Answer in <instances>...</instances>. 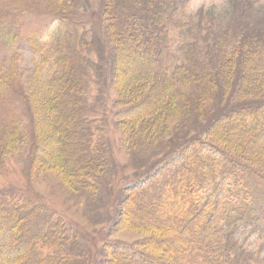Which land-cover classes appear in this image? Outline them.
Instances as JSON below:
<instances>
[{
  "label": "trees",
  "instance_id": "1",
  "mask_svg": "<svg viewBox=\"0 0 264 264\" xmlns=\"http://www.w3.org/2000/svg\"><path fill=\"white\" fill-rule=\"evenodd\" d=\"M182 3L183 0H101V14L117 57L113 67L124 78V86L118 88L117 102L122 107L121 131L135 138L136 132L146 133L151 123L156 124L166 113H177V103L173 105V82L188 86L190 77L198 83L199 98L195 101L189 97L191 103L186 105L191 106L195 101L191 108L202 111L194 114L195 119L205 110L207 114L220 112L219 108H201L206 101L225 98L222 91L217 92L220 83L232 91L230 99L238 103L209 123L215 118L210 117L206 127L198 132L206 140L197 137L181 144L152 174L126 189L123 218L128 224L120 229L141 232L147 237L133 245L106 243V264H251L254 256L245 249L244 243L252 235L264 236V79L261 78L264 23L241 30L244 37L239 44L231 46L229 29L234 23L231 20L238 14L245 18L255 11L252 0H229L228 8L223 11L201 10L195 16L201 25L189 27L184 22L177 25L183 48L178 49L180 63L174 64L178 58L171 47L169 27ZM228 17L232 23L230 28L226 25ZM62 32L55 37V52L61 55L57 64L63 62L62 67L68 73L75 65L65 53ZM190 38L193 43L184 45ZM197 38H200L198 42ZM200 42L203 48L199 47ZM80 44L82 47L83 43ZM226 44L230 45V51L223 49ZM197 49L201 50L198 54ZM200 56L206 60L217 59L219 67H213L212 73L218 80L210 79L202 85L197 82L201 78L196 79L195 72H189V64L197 66ZM124 57L137 58L132 75H129L130 67L123 63ZM207 68L203 67L206 71ZM72 72L70 75L78 74L76 68ZM77 76L65 90L64 95L70 98L56 102L57 98H53L54 107L43 119L48 122L47 126L42 125V130L37 132L34 124L39 141L54 143L52 153L48 154L39 145L32 158L39 161L37 165L57 167L62 181L75 185L90 177V165L102 159L103 154L99 143L93 150L86 145L87 126L91 125L83 115L85 87L81 76ZM254 145L258 146L256 151L251 150ZM142 196L149 201L144 204ZM180 198L183 203L179 207L168 209L173 199ZM260 199L262 206L258 204ZM5 200L0 193V264H65L68 254L64 253L63 239L57 238L61 230H57L54 219L47 221V230L44 228L25 240L23 230L39 218L40 209L28 210L29 205ZM143 206L155 208L151 212L153 222L144 212L138 215L139 221H132L134 213ZM164 210H172L176 215L171 228L164 226ZM22 220L24 224L20 226ZM161 240H183L184 244L165 248L156 244ZM47 248L55 252L46 255L43 249ZM237 253L240 256L233 257Z\"/></svg>",
  "mask_w": 264,
  "mask_h": 264
},
{
  "label": "rangeland",
  "instance_id": "2",
  "mask_svg": "<svg viewBox=\"0 0 264 264\" xmlns=\"http://www.w3.org/2000/svg\"><path fill=\"white\" fill-rule=\"evenodd\" d=\"M252 2L255 11L245 18L239 14L232 20L227 18L229 28L234 21L229 29L232 34L229 39L233 41L231 46L239 44L244 37L241 30L264 23V0ZM228 3L229 0H183L181 10L169 27L171 47L178 58L174 64L180 63L178 49L183 48L177 25L181 22L188 23L189 27L201 25L196 14L201 10L223 11L228 8ZM102 10L101 0H0V193L11 204L24 203L29 205L28 210L40 209L39 218L23 230L25 240L44 228L47 230V221L54 219L57 230H61L57 238L63 239V250L68 254L65 264H106V243L133 245L146 239L147 235L141 232L120 229L128 224L123 218L126 189L137 185L145 175L152 174L181 144L197 137L206 140L205 135L198 132L206 127L210 117L214 115L215 118L209 123L231 111L238 103L230 99L232 91L224 89L219 80L217 92L222 91L225 98L206 101L201 108H219L220 112L207 114L205 110L199 119H195L194 114L202 112L191 108L199 98L196 95L198 83L191 77L188 86L174 81L173 105L177 103V113H166L159 119L160 123H151L146 133L136 132L135 138L124 134L120 129L122 107L117 105L120 99L118 88L124 86V78L113 67L117 57ZM61 31L65 53L74 63L78 70L76 76H81L85 87L83 115L91 126H87L88 140L86 135H81L86 136L90 150L97 143L103 150L102 159L88 169L90 177L77 185L72 182L68 183L72 185L65 184L58 175L60 171L55 169L57 167L40 166L37 165L38 160L32 159L39 145L48 154L52 153L54 145L50 141H39L34 124L37 132L42 130V125L47 126L48 122L43 119L54 107L51 104L53 98H57L55 102L68 99V94V97L64 95L66 87L70 88L76 80L75 74L70 75L74 68L66 73L63 62L57 64L61 55L55 52L54 40ZM199 40L197 38V42ZM186 43L192 44V38L184 45ZM199 47L203 48L204 44L200 42ZM230 48L228 44L223 47L225 51H230ZM200 51L197 49L195 53ZM136 59L124 57V65L130 67L129 75L133 74ZM199 59L197 66L189 64V72H195L196 79L201 78L197 82L204 85L210 79L218 80L212 73L213 67H219L217 59L206 60L204 56ZM203 67H208L207 71ZM261 76L264 79V73ZM189 97L195 99L191 106L186 105V102L191 103ZM188 110L189 116H186ZM224 134L228 136L229 132ZM230 137L236 139L233 135ZM256 149L258 146L254 145L251 150ZM66 155L69 156L70 152L67 151ZM141 198L144 204L149 201L146 196ZM182 203L181 198L173 199L168 209L174 210ZM258 204L262 206L263 201L260 199ZM154 210L143 206L134 213L132 221H139L138 215L144 212L153 222L151 212ZM172 210L163 212L166 228L174 226L176 215L171 213ZM23 224L24 220L20 226ZM156 244L168 248L183 245L184 241L161 240ZM244 244L254 256L251 264H264V236L252 235ZM43 252L48 255L55 250L47 248ZM239 256L237 253L233 257Z\"/></svg>",
  "mask_w": 264,
  "mask_h": 264
}]
</instances>
